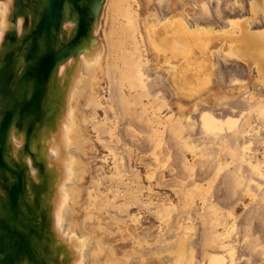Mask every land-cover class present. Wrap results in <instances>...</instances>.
Returning <instances> with one entry per match:
<instances>
[{
    "label": "bare ground",
    "instance_id": "obj_1",
    "mask_svg": "<svg viewBox=\"0 0 264 264\" xmlns=\"http://www.w3.org/2000/svg\"><path fill=\"white\" fill-rule=\"evenodd\" d=\"M3 1L4 2L1 4L4 5L5 8L8 7L11 9L12 0H3ZM213 1L214 0H106L105 7L103 9V14H101V17L99 19V24L97 25V28L95 29L96 31L94 32V35L92 37L93 39L86 45L85 48H83L81 51L77 53L76 57L74 56L75 58L74 57H72V59L69 58L59 66L55 78L56 82L52 88V91H54V94H56L58 97V106L56 108V115L52 123L48 125V128L45 126L43 127V129H41V132H39L38 135V140L35 139L33 143L34 146L37 145V147L39 148V152L43 156L44 162L51 176V178H49V186H48L50 192L48 197V204H49L48 208H49L51 222H53V226H54V230L53 229L51 230V235H53L54 233V239L56 244L63 242L66 243V245L64 244V247L67 251L66 258L69 264H93L96 257L103 252V244L105 245V243H102V246H100L95 241H93L92 235L85 230L86 225L83 226V221L81 220L80 223L75 218L77 212L79 211L78 210L79 207L83 209L84 206L81 204V197L83 191H85L86 195H88L87 200L88 199L91 200L92 197L91 191L89 190L91 188L83 187V183L90 171L91 158L88 156L87 147H90L91 151L94 149L93 140L87 130V121L89 118L88 119L85 118L86 115L84 111L85 109L89 108L93 112L90 114L91 116L97 115L98 111L102 109L105 112H107L108 107L106 106L107 98L105 97L106 96L105 93L111 94L112 84L119 85L121 88H123L124 90L121 91L125 93L124 96L126 95L125 92L127 90L126 88H128L129 92L131 93L132 91L134 93L136 92L137 97H142V98L150 97L151 89L153 88H150V85L148 83L150 81V77L152 78V76H149V71H150V70L148 71L149 68L146 69V66L150 64V60L147 58L145 59L146 53L151 51L154 54L156 61L158 62L157 66L155 65V69H156L155 74H156V78L157 77L160 78L159 85H161L162 88L165 87L167 92L169 93L170 91L172 92V94L170 93V96L172 95V100L171 101L167 100L166 103L163 105V107H167L169 112H171L169 116L170 117L169 121L172 124L171 126L170 125L168 126L170 127L169 130H171V128L173 129L174 127L176 128V125H179L180 126L179 128H182L186 126L185 122L190 123V125L192 126L193 124H196L198 122V125L201 128V130L205 132L207 131L206 133L211 132L209 134L213 133L215 136H217L219 133L222 134L223 132V134L225 136L227 135L228 138L229 132L227 131H230V133L232 134L231 137H233V140L231 139L232 143L231 142L230 143L231 146L233 147L234 141L236 143L237 140V139L235 140V138H238V136L243 137L244 134H247L248 131L246 128L251 126V124L249 123L250 122L249 116L245 118L242 124H240L241 127L240 126L237 127L238 126L237 123L239 121L237 120L236 117L232 116L231 119L226 118V120L221 119L222 120L221 121L219 118L215 117L216 114L214 110L222 108L224 104H226L228 101L235 100L237 98H242L243 100H245L247 105L245 104L244 105L248 106L247 109H249V112L254 111L257 114L259 121L262 120V122L264 123V29L253 30L257 24L259 25L262 24V26L264 27V0H251L250 3L251 15L247 13L248 7L246 5V2L243 1L240 2L239 0H235L233 2V6L237 7V11L239 13L238 14L239 19L226 18L224 14L221 13H219L218 18H216V16L213 15V13H215L213 12V10L215 9L212 10ZM156 4H158V8L154 7V5ZM222 5L223 4L221 3V6ZM221 6L219 7L221 8ZM149 7H151V9H149ZM213 8H215V6ZM3 11H5V9L2 8V12ZM2 12L0 6V16L1 14H3ZM109 23H110V28L108 29L107 26ZM102 24L105 25V28H104L103 36L101 37L100 29ZM215 24H218L217 29L215 27ZM0 30H1L0 31V50H1V45L9 28L7 27L5 30H2L1 28ZM69 30L71 33L73 29L69 28ZM230 60H234L241 63V68L245 67L244 72L248 71L251 75V76L249 75L250 78L240 79L235 76L236 78L235 77L231 78L229 83L225 82L223 80L222 70L220 66L222 62L227 63ZM246 67L248 70H246ZM252 75H254L255 77ZM251 77L254 78L256 84L250 83L249 80L251 79ZM166 84H168L169 86H167ZM256 86H260L261 88L259 87L260 89L257 90ZM157 87L160 88V86H158V83H157ZM155 91L156 93L154 95L155 96L154 101L156 100L158 101L160 99L159 94H163V93H160L162 91L158 92L156 89ZM129 97L127 98V100L129 99ZM125 101L126 100H124L123 103L124 105H125ZM143 105L147 106L145 104ZM237 105H239V103ZM150 106H152L151 103ZM232 111L235 113L234 109ZM241 111H243V109ZM145 114L147 115V113ZM159 114H160L159 111L155 110V115H154L155 119L153 120L154 123L156 122V125H154L153 123L152 126L155 136H152L151 141L153 142L152 144L155 143L156 146L159 145L161 141L160 126L158 125L160 124ZM116 115L118 116V114ZM195 115L199 116L197 120L195 118L196 122H194V118H193V116ZM127 116L129 117V115ZM135 118L138 119L136 115ZM96 127L95 129L97 130ZM225 127H227V129H225ZM99 128L100 127H98V129ZM111 130L112 133L109 132L110 130L103 131V134L108 132V134L110 135L109 143L114 141L120 143L121 139L118 138L117 136L115 137V130L114 129ZM151 130L152 128L149 129L148 132H150ZM224 130H226L225 132L227 133H225ZM249 130L251 129L249 128ZM191 134L189 133V136H191ZM16 135H17L16 153H14L15 148H13L12 144H11V149H13L12 153H14L15 155L18 154L19 156L21 150L19 145H21V143L18 141V139L23 141L24 136H18V133H16ZM218 138L214 137V139L211 140H215ZM248 138H247V140L249 141L248 145L242 144L243 145L242 149L238 147L239 150H242L241 157H239L240 161L237 160L239 161V163L238 162L237 163L240 167L236 166V164L234 166L236 168L238 167V174H240L239 171L241 170H239V168H242V165L245 164L244 170H246V166H247V171H249L250 174H252L251 178L256 176V178L254 177L255 178L254 181L257 180L255 183L256 187L253 186L252 187L253 189L257 188V191H259L261 197V199L259 197L260 199L259 201H261V203L259 202L260 205L258 206H260L259 208L261 209V204H262V209L264 210V163L258 161V159H256L257 161L254 160V157L252 156L253 154L246 152L247 150L250 149L251 146L250 145L251 139L249 140ZM260 138H257V140L258 139L260 140ZM103 139L104 138H102V140ZM109 139L107 138V141ZM194 139L195 138L192 139L194 143H192L191 141L193 146L195 143H199V141L196 142V140ZM196 139L198 140V138ZM221 139L223 138L221 137ZM185 141L188 142L187 140ZM209 141L210 139L208 140V142ZM260 141H258V143ZM139 142L140 140L138 141V143ZM164 142L166 144L167 141ZM164 142L162 141V143ZM122 143L124 142H121L120 144ZM253 143H256V141ZM236 144L238 145L239 143ZM155 145L154 147H156ZM176 145H178V143ZM211 145L213 147L215 146L214 143H212ZM227 145L229 146V141ZM106 146L110 148V145H106ZM193 146L187 145L189 149L192 148ZM205 146L206 148L208 147L207 145ZM127 147H129V145H127ZM163 147L164 146H162V148ZM215 147L214 150L217 149V147L216 149ZM206 148L204 149L208 150V148L207 149ZM111 149L112 148H110V151ZM130 149L131 148L129 147V150ZM201 149H203V147H201ZM229 151H227V153ZM208 152H206L205 155H208L207 154ZM216 152L218 153V151ZM198 153L196 152V154ZM234 153L235 152H233L232 149V154ZM155 155L156 154L154 152L153 156L155 157ZM183 155L184 154H182L181 156L183 157ZM213 156H212V161H214ZM182 157L181 159L183 160L184 157L183 158ZM198 157L200 158V156ZM15 158L17 157L15 156ZM239 158L237 157L236 159ZM236 159L234 158L235 161ZM217 160L220 162L219 159ZM231 160H233V158H231ZM185 161H184V165H185ZM198 163L197 165L199 166L200 164ZM194 165L196 167V164ZM201 165H202V161H201ZM221 165L222 163L218 164V169L220 168ZM163 167H165V165H163ZM225 169L228 170V168ZM32 171H34V173L38 172L35 169H33ZM123 171L124 170H122V172ZM222 172L223 171L218 173H222ZM231 172L232 171H230V174L228 175L230 177H231ZM185 173L186 172L184 171V174ZM100 174L102 175V172ZM242 175L244 176V173ZM238 176L236 178L238 180L240 179V182L237 181L239 182L238 185H240L241 178H243V176L241 175ZM154 178H155V171L152 168L151 169L149 168L147 172V180L151 182L153 181ZM175 178H177V175ZM92 179L95 178L92 177ZM189 180H191V178ZM231 180L232 179L228 181ZM252 180L253 179H251V181ZM95 181L97 182V180ZM179 181L180 180H176L175 183ZM232 181L229 182L228 184L234 185ZM204 182H207V184H209L208 180ZM233 182H235V180ZM164 184L166 185V183ZM173 186L175 187L176 185ZM165 187L168 186L166 185ZM252 187L250 190L253 191ZM194 188L195 189L193 191L198 196V200L201 203L200 205L207 204L209 201L208 192L210 187H207L206 185L197 182L196 186L194 185ZM212 189H214V187ZM230 189H234V188L231 187ZM234 191L236 192L239 190L236 189ZM231 194L234 195V192L233 193L231 192ZM259 194L258 192L256 193V195L258 196ZM236 195H237L236 197H238V192H236ZM213 198L215 199L214 195ZM187 202L190 203V201ZM255 202H257L258 204V201ZM189 203L187 204V207L190 208V206H188ZM211 204L213 203L211 202ZM93 205L95 206L96 204L94 203ZM163 207L166 210L164 208L163 210L162 209L158 210L157 208L158 212L156 214L158 219L160 220H165L168 211H170L168 206L163 205ZM183 207H186V205ZM195 210L196 209H193L194 212ZM181 212L184 213V215H187L186 213H188L187 211H185L186 212L185 213L182 210ZM234 216H235V212L234 209H232L228 213L227 217L229 218ZM190 218H193L194 220L195 217L193 216ZM190 218L189 220H191ZM252 221L253 220L249 222L252 223ZM84 223L86 224V222ZM231 224L232 227H230V221L226 225L222 224V226L224 225L222 227L223 230L214 228L213 232L211 233V237L209 238L210 242L208 241V243L213 244L212 248L219 249L222 255L215 253L214 250H213L214 254L209 253L205 250L207 253L206 255L203 256L204 258H202V263L200 264H238L237 258L235 257L237 255L236 253H238V249H237L238 244L237 247L235 245L237 241L234 240L235 242L231 244L230 241L227 240L229 237H231L229 236V234L231 233L232 228L235 226L236 221L235 223L233 221ZM106 234H108L111 237H114L116 233L108 230ZM188 234L191 235L190 233ZM259 238L261 239V237ZM101 239L103 242H107L105 235ZM125 239L126 238H123V241H126ZM141 241L143 240L141 239ZM203 241L205 242V240ZM241 244L243 245V243ZM109 245L111 250L110 253L112 256L118 255L119 251H122V253L129 252V255L133 254L130 255L129 257L123 256L124 260L126 259L124 261L125 264H191L192 263L191 261L195 259V256H193V252H194L193 248H191L192 244H190V241L186 237L185 238L177 237L174 242H172L171 244H167L168 247L167 248L164 247L165 249L157 248L155 250L151 248L152 252L149 253L146 252L147 250L141 248H135V249L132 248L131 251H129L127 248L126 249H122L123 247L119 248L117 245H115V243L114 244L109 243ZM149 245L152 244L149 243ZM260 245L264 246L263 243ZM156 246L158 245H155L153 247ZM159 246L162 247L163 245H159ZM262 246L261 248H263ZM204 249H208V248H204ZM163 253H166V255L163 256ZM121 258L122 257H120V259ZM105 264H122V263H119L118 261L113 262V260L112 261L108 260Z\"/></svg>",
    "mask_w": 264,
    "mask_h": 264
},
{
    "label": "rangeland",
    "instance_id": "obj_2",
    "mask_svg": "<svg viewBox=\"0 0 264 264\" xmlns=\"http://www.w3.org/2000/svg\"><path fill=\"white\" fill-rule=\"evenodd\" d=\"M234 1L235 0H232V1H230V0H226V1L225 0H214L212 3V6L213 7L215 6V8H213L211 6L212 10L215 9V10H213V12H215V13H213V15H215L216 18H218L219 13H221V14H224L225 17H228L231 19H234V18L239 19V16H238L239 13L237 11V7L233 6ZM239 1L240 2L241 1L246 2V5L248 7L247 13L251 15V10H250L251 9V5H250L251 0H239ZM3 2H4L3 0L0 1L1 12H2V8L5 9L6 12L3 11L2 12L3 14H1V16H0V23H1L0 29L2 28V30H5L7 27L8 28L10 27L9 26L10 25L9 19L11 17L10 13L12 11L8 7L5 8L4 5L1 4ZM221 3L223 4L222 6H221ZM219 6H221L222 9ZM154 7L158 8V4L154 5ZM149 9H151V7H149ZM152 9H153V7H152ZM216 9H217V11H216ZM224 10H226V11H224ZM244 16H247V15H244ZM103 20H104V18H103ZM4 23H5V25H4ZM103 23H104V21H103ZM217 25L218 24H215L216 29H217ZM69 28H72V25L67 24L66 29H69ZM104 28H105V25L102 24L101 29H100V36L101 37L103 36ZM107 28L108 29L110 28V23L108 24ZM218 29H219V27H218ZM258 29H264L262 24H260V25L257 24L253 30H258ZM146 58L150 60V64L148 66H146V69L149 68L148 69V71L150 70L149 76H152V78H154V79H152L150 77V81L148 84L150 85V88H153V89L155 88L158 92L162 91L160 93H163V94H159L160 99L158 98L159 99L158 101L157 100L154 101V97H155L154 95L156 93L155 89L154 90L151 89L150 97H143L142 98V97H137L136 92L134 93L132 91V93H131V92H129L128 88H126L127 89L125 91L126 95L124 96L125 93H123L121 91L124 89L121 88L119 85H113L112 84L111 94L105 93V95H106L105 97L107 98L106 106L108 107L107 112H105L102 109V110L98 111L97 115L91 116L90 114L93 112L89 108L85 109V111H84V113L86 115L85 118L86 119L89 118L87 121V130H88L89 135L91 136V138L93 140L94 149L91 151L90 147H87L88 148V156L91 158V161H90V171H89V174L83 183V187L91 188L89 190L91 191L92 197H91V200H89V199L87 200L88 195H86V192L83 191L82 197H81V204L84 206H83V209L79 207V209H78L79 211L77 212L75 218L80 223H81V220L83 221V226L86 225L85 230L89 234L92 235L93 241H95L100 246H102V243H105V245L103 244V252L100 253L96 257L93 264H105L108 260H110V261L113 260V262L118 261L119 263L125 264L124 261L126 259L124 260L123 256L129 257L130 255H133V254L129 255V252L122 253V251H119L118 252L119 256L118 255L112 256L110 253L111 250H110L109 243H113V244L115 243V245H117L119 248L120 247H123L122 249L127 248L129 251H131L132 248L133 249L141 248V249L147 250L146 252L149 253V252H152L151 248H153L155 250L157 248H160V249L161 248L163 249L164 247L167 248L168 247L167 244H171L172 242H174L177 237H181V238L186 237L190 241V244H192L191 248H193V251H194L193 256H195V259L191 261L192 262L191 264H193V263L194 264H200V263H202V258H204L203 256L206 255L207 252L214 254V251H215V253L222 255L221 251H219V249L212 248L213 244L208 243V241L210 242L209 238L211 237V233L213 232L214 228H216V229L218 228L220 230H223L222 227L224 225L228 224L229 221H230V227H232L231 223L233 221L235 223V221H236L235 226L232 228L231 233L229 234V236H231V237H229L227 240H229L231 244L234 243L235 241H237V243H235L236 247H237V244L239 247V248L237 247L238 253H236L237 255L235 256L237 258V263L238 264H264V258H263L264 257V254H263L264 253V246L260 245L262 243L264 245V218H263L264 210L262 209V204H261V209L259 208L260 206H258V205H260L259 202L261 203V201H259L261 199L259 191H257V188H254L255 190L253 189V187H256L255 183L257 180L254 181L256 176H254L255 178L254 177L251 178L252 174H250V172L247 171V166H246V170H244L245 164L244 165L241 164L242 168H239V170H241V171H239L240 174H238V167L236 168L234 166L235 164H236V166H239L238 165V163L240 161L239 157H241V153H242V150H239V148L242 149V147H243L242 144H246V145L249 144V141L247 140L248 137H249L248 138L249 140L251 139L250 145L251 146L253 145L252 146L253 149L250 146V149L247 150L246 152L252 153L254 160L258 159V161H261L264 163V123L262 122V120L259 121L258 116L254 111L249 112V109H247L248 106H245V105H247L245 100H243L242 98H237L235 100L228 101L226 104H224V106L222 108L214 110V112L216 114L215 117L219 118L220 120L221 119L226 120V118L231 119L232 116L236 117L237 120L239 121L237 123L238 124L237 127H239V126L241 127L240 124H242L243 121L245 120V118H247L249 116V120H250L249 123L251 124V126L246 128L249 133L247 132V134H244L243 137L238 136V138H235V140L237 139L236 143H239V144L237 145L234 141V145L232 144L233 147L235 146L234 148L231 146V143H232L231 139L233 140V137H231L232 134L230 133V131H227V132H229V135H230V136L228 135V138H227V135L225 136L223 134V132H222V134L224 135V137L221 133H219L217 136H215L213 133L209 134L211 132L206 133L207 131L205 132V131L201 130V128L198 125V122L196 124H193V126L190 125V123L185 122L186 126L179 128L180 126L176 125V128L174 127L173 129L171 128V130H169L170 127H168V126L169 125L171 126V124H172L169 121L170 120L169 116H170L171 112H169L167 107H163V105L166 103L167 100H170V101L172 100V95L170 96V93L172 94V92L171 91H170V93L167 92L165 87L162 88L161 85H159L160 84V78L157 77L159 79L158 80L156 78V74H155V72H156L155 65L157 66L158 62L156 61L154 54L151 51H149L145 55V59ZM71 59H72V57H71ZM220 68L222 70L223 80L227 83H229L231 78H233L235 76L237 78H240V79H243V78L249 79L250 78L249 77L250 73L248 71L244 72L245 67L241 68V63H239L237 61L230 60L227 63L222 62ZM246 70H248L247 67H246ZM252 76H254V75H252ZM249 81L251 84H256L253 77H251V79ZM157 83H158V86H160L161 90L159 87H157ZM166 85L169 86L168 84H166ZM109 86H110V84H109ZM259 87L260 86H256V89L259 90L261 88V87L260 88ZM166 96H167V98H166ZM128 97H129V99L127 100ZM124 100H126L125 105L123 104ZM127 101H128V103H127ZM173 101H174V99H173ZM152 102H154V103H152ZM131 103H132V105H131ZM150 103L152 106H150ZM238 103H239V105H237ZM143 104H145L147 106H144ZM121 106H122V108H121ZM235 106H236V109H235ZM129 107H131V108H129ZM161 107H162V109H161ZM112 108H114V109H112ZM241 108L243 109V111H241L242 110ZM233 109H234L235 113L232 111ZM237 109L240 111H238ZM125 110H126V112H125ZM155 110H158L160 113L159 114L160 124H158V125L160 126V139H161V141H160L159 145H157V146L155 145V143L152 144L153 142L151 141L152 136H155V133H154V130L152 127L153 123H154L153 119H155V117H154ZM129 111H130V113H129ZM131 111H132V113H131ZM115 113L118 114V116ZM125 113H126V115H125ZM135 113H137L138 115ZM145 113H147V115ZM105 114H107V115H105ZM127 115H129V117ZM135 115L138 119L135 118ZM145 116H147V117H145ZM106 117H108V118H106ZM133 117H134V119H133ZM198 117H199L198 115L193 116L194 122H196ZM195 118H196V120H195ZM236 118H233V119H236ZM106 119H107V121H106ZM126 120H128V121H126ZM137 120H139V121H137ZM118 121H119V124H118ZM133 121H135V122H133ZM122 123L126 124V125H123ZM131 123H132V125H131ZM161 124H163V125H161ZM96 125H97V127H96ZM154 125H156V122L154 123ZM195 125L196 126L198 125V126L196 127ZM187 126H189V127H187ZM95 127L97 128V130L95 129ZM98 127H100V128L98 129ZM108 127H110V128H108ZM253 127H254V130H253ZM151 128H152V130L150 132H148V130ZM249 128L251 130H249ZM111 129L115 130V137L117 136L118 138L121 139V142H124V143L120 144L121 142L117 143V141L109 143L110 135L108 134V132L103 134V131L104 130H107V131L110 130L109 132L112 133ZM135 129H136V131H135ZM225 129H227V127H225ZM98 130H100V131H98ZM191 131H192V134H191ZM225 131L226 130H224V132ZM254 131H255V133H254ZM227 132H225V133H227ZM16 133H17V131L14 130L13 135L11 136V139L13 140V142L11 144L13 145V148H15L14 153H16V150H17V135H16ZM177 133H178V135H177ZM189 133L191 134V136H189ZM204 133H206V134H204ZM193 135L196 137H194ZM202 135H204V136H202ZM121 136H122V138H121ZM177 136L179 139L177 138ZM218 136H219V138H218ZM257 136H259V137H257ZM261 136H263V137H261ZM106 137L109 139L108 141H107ZM214 137L215 138L217 137L220 140H218V139L211 140V139H214ZM221 137L223 139H221ZM254 137H256V138H254ZM102 138H104V139L102 140ZM183 138H186V139H183ZM193 138H195L194 140H196V142L199 141V143H195L196 146L194 144L195 147L192 144V143H194V141L192 140ZM196 138H198V140ZM257 138H260V140H262V139L263 140L260 141L259 139L257 140ZM131 139H132V141H131ZM162 139H164V140H162ZM209 139H210V141L208 142ZM226 139H227V141H226ZM139 140H140V142L138 143ZM178 140L180 143L178 142ZM185 140H187L188 142H186ZM162 141L163 142L167 141V142L165 144V142L162 143ZM191 141H192V143H191ZM220 141H221V143H220ZM228 141H229V146L227 145ZM255 141H256V143H253ZM258 141H260L259 142L260 144L258 143ZM211 142L214 143V145L217 147V149H216V147L214 146L216 150H214V147L211 145L212 144ZM177 143H178V145H176ZM255 144L256 145L258 144V145L256 146ZM106 145H110V148H112L111 149L112 152L110 151V148H108ZM127 145H129V147L131 148L130 150H129V147H127ZM130 145H132V146H130ZM154 145L156 147H154ZM187 145H192L193 147L189 149L187 147ZM205 145L208 146L207 147L208 150L204 149V148H206ZM162 146H164V147L162 148ZM176 146L179 148H177ZM197 146H199V147H197ZM201 147H203L204 151H203V149H201ZM126 149H128V150H126ZM161 149H163V150H161ZM228 149L231 151V153ZM232 149H233V152H235L234 154H232ZM191 150H193V151H191ZM12 151H13V149H11V153H12ZM198 151H199V153H198ZM216 151H218V153ZM227 151H229V152L227 153ZM236 151H238V152H236ZM154 152L156 155L158 154L157 156L155 155V157L153 156ZM196 152L198 154H196ZM206 152H208L207 153L208 155H205ZM112 153H113V155H112ZM200 153H202V154H200ZM182 154H184L183 157L185 158L186 161L181 156ZM213 154H214V156H213ZM209 155H211V156H209ZM15 156L17 157V155H15ZM124 156H125V158H124ZM171 156H173V157H171ZM198 156H200V158ZM212 156L214 157L213 158L214 161H212ZM225 156H226V158H225ZM230 156H232V157H230ZM117 157H118V159H117ZM119 157H120V159H119ZM178 157H180V158H178ZM181 157L185 161V165H184V161L181 159ZM237 157L239 159H236ZM130 158H131V160H130ZM231 158H233V160H231ZM234 158L236 159V161L234 160ZM168 159H170V160H168ZM217 159H219L220 162ZM164 160H165V162H164ZM207 160H210V161H207ZM237 160H239V161H237ZM201 161H202V165H201ZM211 162H213V163H211ZM167 163H169V164H167ZM197 163L200 164L201 166L200 165L198 166ZM215 163H216V165H215ZM219 163L220 164L222 163V165L218 169ZM194 164H196V167ZM224 164H225V166H224ZM118 165H120V166H118ZM123 165H124V167H123ZM163 165H165V167H163ZM149 168L150 169L152 168L155 171V178L151 182H149L147 180V172H148ZM225 168H228V170H226ZM235 168H236V170H235ZM120 169H122L124 171L122 172V170H120ZM183 170L186 172L185 174H184ZM190 170L193 172H191ZM221 171H223V172L218 173ZM225 171H228V172H225ZM230 171H232L231 172L232 178L230 176H228L230 174ZM101 172H102V175L100 174ZM190 172H191V174H190ZM246 172H249V173H246ZM243 173H244V176L242 175ZM33 174L36 175L37 173L36 172L34 173V171H33ZM160 175H162V176H160ZM176 175H177V178H175ZM183 175H184V177H183ZM185 175H187V176H185ZM238 175L243 176V178H241V184L240 185H238L240 182V179L238 180L236 178ZM217 176H219V177H217ZM92 177L95 179H92ZM173 177L176 180H180V181L175 183L176 180ZM226 177H228V178H226ZM190 178H191V180H189ZM106 179H108V180H106ZM227 179L228 180L232 179L233 181L235 180L236 183L231 180L232 183H234V185L233 184L229 185L228 183L231 181H228ZM251 179H253V180L251 181ZM95 180H97V182ZM207 180H208L209 184H207V182H204ZM92 181H94V182H92ZM196 181L200 182L201 184L206 185L207 187H210L209 192H208L209 201L205 205H203V204L200 205L201 203L198 200V196L193 191L195 189L194 185L196 186V183H197ZM209 181L212 183H210ZM216 181H217V183H216ZM237 181H239V182H237ZM158 182H160V183H158ZM187 182H189V183H187ZM164 183H166V185L168 187H165L166 185ZM160 185H161V187H160ZM173 185H176V186L174 187ZM113 186H116V187H113ZM138 187H140L141 189ZM213 187H214V189H212ZM231 187L234 189H230ZM251 187H252L253 191L250 190ZM235 188L237 190H239V191H236V192H238V197H236L237 195H236V192L234 191V190H236ZM118 190H119V192H118ZM212 190L214 191L215 194L213 193ZM240 190H241V192H240ZM227 192L229 195L227 194ZM231 192L232 193L234 192V195L231 194ZM257 192H258L259 196L256 195ZM213 195H214L215 199L213 198ZM259 197H260V199H259ZM187 201H190V203ZM255 201H258V204ZM150 202H151V204H150ZM169 202H171V203H169ZM211 202L213 204H211ZM94 203L96 204L95 206L93 205ZM188 203H189L188 206H190V208L187 207ZM157 205H158V207H157ZM163 205L168 206L170 211H168V214H167L165 220H160V219H158L156 213L158 212L157 208H158V210L159 209L163 210V208H164ZM185 205H186V207H183ZM211 207H212V209H211ZM220 207H221V209H220ZM191 209H192V211H191ZM193 209H196L195 212L193 211ZM232 209H234L235 216L228 218L227 217L228 213ZM181 210L183 212L187 211L188 213H186V212L185 213L188 215V217H187V215H184V213H182ZM221 210H222V212H221ZM189 211H191V212H189ZM207 213H209V214H207ZM110 214H112V215H110ZM189 216L190 217L194 216L195 217L194 220H193V218H190ZM189 218L194 223L191 220H189ZM197 218H198V220H197ZM201 220H203V221H201ZM251 220H253L252 223L249 222ZM217 221H219V222H217ZM84 222H86V224ZM222 224H224V225L222 226ZM181 226H183V227H181ZM212 226H213V229H212ZM108 230L116 233L114 235V237H111L108 234H106L108 232ZM184 233H186V234H184ZM188 233H190L191 235H189ZM232 234H234V235H232ZM104 235L106 236L107 242H103L101 239ZM259 237H261V239ZM123 238H126L125 239L126 241H123ZM141 239L143 241H141ZM203 240H205V242ZM149 243L152 245H149ZM241 243H243V245ZM204 244H205V247H204ZM155 245H158V246L153 247ZM159 245H163V246L160 247ZM261 246L263 248H261ZM204 248H208V249H204ZM255 249L258 251H256ZM165 255H166V253H163V256H165ZM120 257H122V258L120 259Z\"/></svg>",
    "mask_w": 264,
    "mask_h": 264
},
{
    "label": "water",
    "instance_id": "obj_3",
    "mask_svg": "<svg viewBox=\"0 0 264 264\" xmlns=\"http://www.w3.org/2000/svg\"><path fill=\"white\" fill-rule=\"evenodd\" d=\"M105 2L12 0L0 50V264H69L66 243L51 235V176L33 142L56 115L59 66L93 39ZM14 130L24 136L17 158Z\"/></svg>",
    "mask_w": 264,
    "mask_h": 264
},
{
    "label": "crops",
    "instance_id": "obj_4",
    "mask_svg": "<svg viewBox=\"0 0 264 264\" xmlns=\"http://www.w3.org/2000/svg\"><path fill=\"white\" fill-rule=\"evenodd\" d=\"M226 18H228V17H226Z\"/></svg>",
    "mask_w": 264,
    "mask_h": 264
}]
</instances>
